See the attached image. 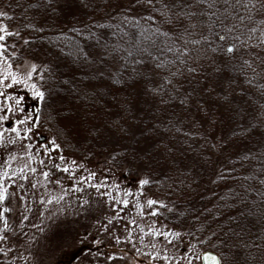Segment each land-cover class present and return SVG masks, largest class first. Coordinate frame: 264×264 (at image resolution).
Segmentation results:
<instances>
[{"label":"trees","instance_id":"trees-1","mask_svg":"<svg viewBox=\"0 0 264 264\" xmlns=\"http://www.w3.org/2000/svg\"><path fill=\"white\" fill-rule=\"evenodd\" d=\"M262 3L0 0V50L38 65L49 141L165 200L156 215L180 256L264 264ZM82 233L60 234L64 264L93 253Z\"/></svg>","mask_w":264,"mask_h":264},{"label":"rangeland","instance_id":"rangeland-1","mask_svg":"<svg viewBox=\"0 0 264 264\" xmlns=\"http://www.w3.org/2000/svg\"><path fill=\"white\" fill-rule=\"evenodd\" d=\"M33 67L28 59L10 63L0 50V257L64 264L71 249L60 234L74 227L92 232L98 250L72 264H201L202 251L180 256L167 243L169 226L156 215L162 197L106 160L85 161L49 141L36 113Z\"/></svg>","mask_w":264,"mask_h":264},{"label":"snow or ice","instance_id":"snow-or-ice-1","mask_svg":"<svg viewBox=\"0 0 264 264\" xmlns=\"http://www.w3.org/2000/svg\"><path fill=\"white\" fill-rule=\"evenodd\" d=\"M148 2L151 3V0H148ZM245 7H248V5L246 4ZM252 7L255 8L256 5L255 4H252ZM261 7L264 8V3L261 4ZM5 15H6L5 13L0 12V16H5ZM9 19H10V17H9ZM228 30L231 31V29H228ZM0 32H6V29L3 26H0ZM8 34L11 35V33H8ZM3 39H4V36L3 35H0V40H3ZM219 39L221 41H223V40H225V37L223 35H221L219 37ZM233 51H234L233 47H228L227 48V52L228 53H232ZM32 71H35V68L34 67H33ZM30 76H31V72H29V78H30ZM13 82H16L15 81V78H13ZM36 95L37 96H42V93L37 92ZM13 131H15V129H13ZM152 203H154V202L153 201H149V205H151ZM206 259L211 260L212 261V264H216V260H215L214 257H206Z\"/></svg>","mask_w":264,"mask_h":264},{"label":"water","instance_id":"water-1","mask_svg":"<svg viewBox=\"0 0 264 264\" xmlns=\"http://www.w3.org/2000/svg\"><path fill=\"white\" fill-rule=\"evenodd\" d=\"M229 47H230V46H229ZM227 48H228V47H227ZM206 257H214L215 260H216V264H220V258H219V256H218V254H216L215 252L209 251V250L203 251V252L200 254V261H201V264H212V261L206 259Z\"/></svg>","mask_w":264,"mask_h":264}]
</instances>
